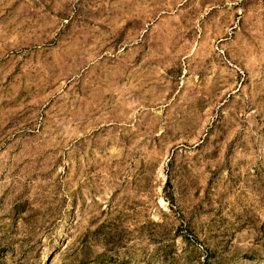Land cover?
Here are the masks:
<instances>
[{"label":"rangeland","instance_id":"rangeland-1","mask_svg":"<svg viewBox=\"0 0 264 264\" xmlns=\"http://www.w3.org/2000/svg\"><path fill=\"white\" fill-rule=\"evenodd\" d=\"M0 264H264V0H0Z\"/></svg>","mask_w":264,"mask_h":264}]
</instances>
